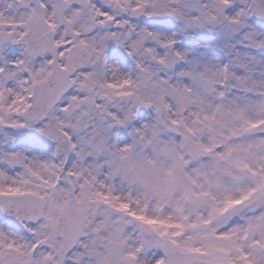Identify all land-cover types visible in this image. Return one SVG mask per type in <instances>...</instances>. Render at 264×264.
Listing matches in <instances>:
<instances>
[{
  "label": "snow or ice",
  "instance_id": "snow-or-ice-1",
  "mask_svg": "<svg viewBox=\"0 0 264 264\" xmlns=\"http://www.w3.org/2000/svg\"><path fill=\"white\" fill-rule=\"evenodd\" d=\"M0 264H264V0H0Z\"/></svg>",
  "mask_w": 264,
  "mask_h": 264
}]
</instances>
